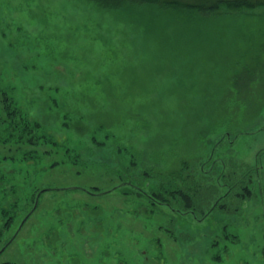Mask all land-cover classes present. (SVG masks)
Listing matches in <instances>:
<instances>
[{
  "label": "rangeland",
  "instance_id": "374dc122",
  "mask_svg": "<svg viewBox=\"0 0 264 264\" xmlns=\"http://www.w3.org/2000/svg\"><path fill=\"white\" fill-rule=\"evenodd\" d=\"M263 68L264 6L207 16L0 0V88L40 125L36 145L0 143V231L14 216L0 264H264L258 105L228 125L238 136L216 152L254 170L250 199L173 217L144 197L107 193L120 183L113 171L176 175L182 161L206 160L227 129L214 127L220 104L248 94L243 79L264 100Z\"/></svg>",
  "mask_w": 264,
  "mask_h": 264
},
{
  "label": "trees",
  "instance_id": "16d2710c",
  "mask_svg": "<svg viewBox=\"0 0 264 264\" xmlns=\"http://www.w3.org/2000/svg\"><path fill=\"white\" fill-rule=\"evenodd\" d=\"M86 1L103 10L122 9L129 4H153L165 9H194V11L201 15L207 16L216 13L220 8L225 6L232 9L264 6V0H199L198 2L194 0ZM262 72H264V68ZM241 77L245 76L241 75ZM243 80L246 82L244 87L248 86V94L245 95V90L244 94L240 96L236 95V97L232 98L237 103L227 101L220 104V118L218 123H214V127L217 129L218 127L223 128L227 126V129L223 133L224 135L221 133L218 136L219 138L212 142L206 160L202 161L201 158H195L193 163H190L191 169L182 161L181 168L176 175L164 174L162 171L156 173L151 170L143 174L124 171L117 173L113 171L111 173L119 179L120 183L112 186L107 193L118 190L124 196L137 195L139 199L144 197L150 203V206L153 207L154 211H158L164 215L171 213L173 217L177 213L181 216L192 214L198 218H202L209 216L215 211L226 212L230 210L233 200L246 201L250 199L253 195L250 183L254 170L240 163L228 164L224 159L216 156L218 147L221 144H231L236 136H238V133L233 134L229 130V127L235 123L237 117L251 115L248 111L253 110L257 105L261 108L260 111L264 109V100L251 98V95H257L254 91L250 92V89H255L251 88L254 86L252 80ZM261 91L264 93V87ZM0 96V111L4 112L5 117L0 113V143L15 142L19 145H36L39 123L26 118L19 105L7 91H3L0 88ZM15 116L17 119H14ZM132 166L135 168L136 165ZM76 189L79 188L74 187V190ZM31 204H29L30 209L23 220L24 222L22 221L23 223L26 220L28 221V218H30L34 211V205ZM13 219L14 216H11L5 221L0 234L10 229ZM13 239L14 237L10 238L5 245L0 246V251L4 247L7 248Z\"/></svg>",
  "mask_w": 264,
  "mask_h": 264
},
{
  "label": "water",
  "instance_id": "95a60500",
  "mask_svg": "<svg viewBox=\"0 0 264 264\" xmlns=\"http://www.w3.org/2000/svg\"><path fill=\"white\" fill-rule=\"evenodd\" d=\"M23 225H24V223L22 224L21 228L23 227ZM5 248H6V247H4V248L1 250L0 254L4 251Z\"/></svg>",
  "mask_w": 264,
  "mask_h": 264
}]
</instances>
